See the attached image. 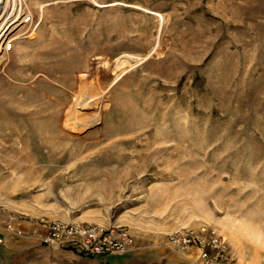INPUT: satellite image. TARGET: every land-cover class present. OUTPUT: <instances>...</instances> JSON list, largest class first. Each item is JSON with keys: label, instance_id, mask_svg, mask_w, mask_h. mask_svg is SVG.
I'll return each instance as SVG.
<instances>
[{"label": "rangeland", "instance_id": "obj_1", "mask_svg": "<svg viewBox=\"0 0 264 264\" xmlns=\"http://www.w3.org/2000/svg\"><path fill=\"white\" fill-rule=\"evenodd\" d=\"M4 5L0 212L206 228L264 264V0Z\"/></svg>", "mask_w": 264, "mask_h": 264}, {"label": "crops", "instance_id": "obj_2", "mask_svg": "<svg viewBox=\"0 0 264 264\" xmlns=\"http://www.w3.org/2000/svg\"><path fill=\"white\" fill-rule=\"evenodd\" d=\"M45 33L46 29L40 28L37 40L42 39ZM37 40L30 43L34 45L38 43ZM12 217L14 225L23 230L25 237L16 236L3 228V224ZM43 218L103 226L118 225L104 219L84 216L62 215L50 218L0 212V264H193L192 260H198L197 250L180 253L167 243V236L157 233L131 232L135 239L134 244L130 251L122 255L89 256L82 253L74 243H65L61 246L45 245L39 241V238L47 233L39 223Z\"/></svg>", "mask_w": 264, "mask_h": 264}, {"label": "built area", "instance_id": "obj_3", "mask_svg": "<svg viewBox=\"0 0 264 264\" xmlns=\"http://www.w3.org/2000/svg\"><path fill=\"white\" fill-rule=\"evenodd\" d=\"M41 23L42 18L35 17L31 11L26 12L20 21V25L27 26L28 31L32 32L38 29ZM8 35L10 34L1 40L2 52H9L14 48L16 38ZM13 217L3 224V228L16 236L25 237L23 230L14 225ZM39 223L47 230V233L39 238L41 243L49 246L74 243L82 253L89 256L122 255L130 251L135 241L131 231L122 225L103 226L44 218L40 219ZM167 243L180 253L197 250L198 260H192L193 264H237L227 239L213 230H179L167 236Z\"/></svg>", "mask_w": 264, "mask_h": 264}, {"label": "bare ground", "instance_id": "obj_4", "mask_svg": "<svg viewBox=\"0 0 264 264\" xmlns=\"http://www.w3.org/2000/svg\"><path fill=\"white\" fill-rule=\"evenodd\" d=\"M4 1L5 0H0V24H1V21H2V12L5 10V8H6V5H4ZM58 1H55V2H51V3H48V4H42L41 5V9L42 10H44L45 9V7L46 6H48V5H53V4H55V3H57ZM97 4H99L97 1H95ZM144 10V9H143ZM147 10V9H146ZM149 12L150 13H153V14H155V15H158V16H160V18L163 16L162 14H161V12H158V11H154V10H149ZM44 13L43 14H41V17H42V20L44 19ZM163 22V21H162ZM3 34V33H2ZM37 34V29H36V31L34 30L32 33H31V37L32 36H34V35H36ZM149 54H152V53H149ZM147 57H148V55L147 56H145L144 58H142V59H147ZM149 58V57H148ZM4 59V58H3ZM6 59V58H5ZM0 60H1V58H0ZM4 61V60H3ZM3 61H2V63H3ZM142 61V60H141ZM140 61V62H141ZM139 62V63H140ZM0 64H1V62H0ZM132 69V68H131ZM130 69H127L126 71L128 72ZM125 71V70H124ZM125 71V72H126ZM124 72V73H125ZM124 73L122 72V75H121V73H120V75L114 80V83L120 78V77H122L123 75H124ZM113 83V84H114ZM200 229H203V230H205L206 228H200Z\"/></svg>", "mask_w": 264, "mask_h": 264}]
</instances>
